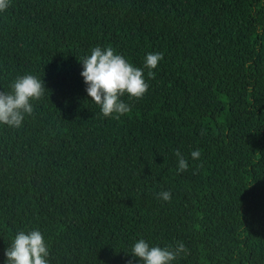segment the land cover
<instances>
[{"label":"trees","instance_id":"trees-1","mask_svg":"<svg viewBox=\"0 0 264 264\" xmlns=\"http://www.w3.org/2000/svg\"><path fill=\"white\" fill-rule=\"evenodd\" d=\"M96 45L162 53L116 118L79 76ZM25 73L45 89L0 125V264L31 228L50 264H125L137 238L182 241L173 264H264V0H9L0 91Z\"/></svg>","mask_w":264,"mask_h":264},{"label":"clouds","instance_id":"clouds-1","mask_svg":"<svg viewBox=\"0 0 264 264\" xmlns=\"http://www.w3.org/2000/svg\"><path fill=\"white\" fill-rule=\"evenodd\" d=\"M9 7V0H0V12ZM257 31L261 26L257 25ZM162 58L160 52L145 53L144 68L157 66ZM79 76L84 84V92L95 103L100 114L116 118L130 111V106L120 97L127 94L129 98L141 97L148 88L144 78V68L130 63L123 55L108 46L96 45L78 60ZM45 89L41 78L25 73L15 77L9 84V91H0V125L18 128L26 115L33 112L32 101L37 100ZM189 155L193 159L200 156L199 149L192 150ZM177 172L186 170L188 163L178 151L176 152ZM160 199H170L169 191L156 194ZM129 260L125 264H173V261L187 254L182 241L172 245L149 244L143 238L135 239L129 250ZM2 264H50L49 246L38 228L18 230L10 244L4 249Z\"/></svg>","mask_w":264,"mask_h":264}]
</instances>
